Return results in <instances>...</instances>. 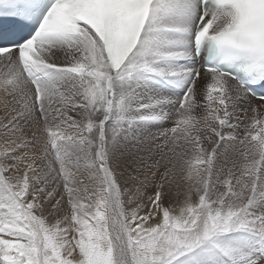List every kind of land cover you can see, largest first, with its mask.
<instances>
[{
	"label": "snow or ice",
	"instance_id": "obj_1",
	"mask_svg": "<svg viewBox=\"0 0 264 264\" xmlns=\"http://www.w3.org/2000/svg\"><path fill=\"white\" fill-rule=\"evenodd\" d=\"M0 264H264V0H0Z\"/></svg>",
	"mask_w": 264,
	"mask_h": 264
}]
</instances>
